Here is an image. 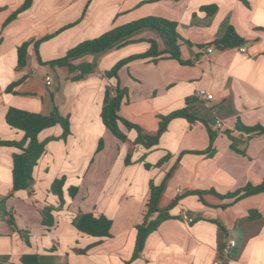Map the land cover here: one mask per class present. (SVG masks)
Returning <instances> with one entry per match:
<instances>
[{"label":"crops","instance_id":"1","mask_svg":"<svg viewBox=\"0 0 264 264\" xmlns=\"http://www.w3.org/2000/svg\"><path fill=\"white\" fill-rule=\"evenodd\" d=\"M24 1L0 0V139L23 136L5 122L9 107L41 114L57 108L69 117L70 133L62 138L58 124L39 133L44 151L31 184L18 190L11 182L16 149L0 146V264H23L28 254L37 264H264V191L224 196L264 178V133L238 128L264 127V0H32L5 23ZM211 4L216 9L206 14L201 7ZM148 15L177 22L189 42L180 44L184 63L137 58L118 69L117 79L103 75L118 61L145 52L149 39L167 48L152 28L74 58V64H90L81 78L46 63L82 40ZM228 25L245 40L246 51H206ZM24 41L26 64L18 69L17 47ZM107 87L123 92L119 115L149 134L157 132L160 116L184 107L192 119H169L148 148L134 144L135 130L120 123L126 134L121 140L101 120ZM200 88L212 99H199ZM60 177L63 204L50 189ZM151 184L162 187L160 210L173 205L170 218L132 258L135 226L143 220ZM72 186L78 189L73 197ZM183 212L193 221L182 219ZM81 213L107 216L109 236L80 232L73 221ZM228 238L235 245L226 252Z\"/></svg>","mask_w":264,"mask_h":264},{"label":"trees","instance_id":"2","mask_svg":"<svg viewBox=\"0 0 264 264\" xmlns=\"http://www.w3.org/2000/svg\"><path fill=\"white\" fill-rule=\"evenodd\" d=\"M31 2L32 0H25L22 5H20L12 12V14L6 19L5 23H8L19 13L28 8ZM201 8L205 11L206 14H211L216 9V5L211 4L202 6ZM144 28H152L160 32L165 38L167 48H165L164 50H160L157 46L156 41L153 39H149L148 41L150 43V46L145 52L131 55L118 61L109 70H105L103 72L104 76L117 79L118 69L127 62L137 58L148 59L153 62H156L157 60L163 58H172L184 63V61H182L180 58V44L182 42H186L187 44H189V42L179 35L177 30V22L154 15L144 16L136 20L112 27L111 29L94 38L82 40L71 48L67 49L64 55L51 59L46 63H48L52 67L56 66L60 68L66 75H70L76 72L72 76L73 79L81 78L90 72V64H74L72 62L74 58L86 54H95L102 52L109 46ZM127 42L128 40H125L121 44ZM28 44L29 41H24L17 47L18 69L24 67L26 64ZM243 44H245V40L236 32L235 28L232 25H228L223 35L220 38L210 42L207 46H215L218 49H223L226 47H238ZM35 46H37V42L35 43ZM122 98L123 92L118 87H115L114 89H111L109 87L106 88L100 113L101 120L106 128H108L114 136L121 140L126 139V134L120 129V123L123 124L127 129H134L136 132L134 144H139L146 148L151 147L152 145L157 143L158 138L160 134L165 130L166 124L169 119L173 117H186L188 119H192V115H190L188 107H184L180 110L170 113L169 115L160 116L157 132L155 134H149L138 124L132 123L119 115ZM5 122L11 128L23 132L22 138L18 141L0 139V146H9L16 149L12 153V188L14 190L27 188L33 180L32 169L42 155L45 148V141H40L38 138L39 133L46 128L58 124L62 128L61 137L66 138L70 133L69 117L66 115H62L57 108H53L52 111L48 114H41L30 112L20 108L9 107L5 114ZM238 128H243L242 130H247L249 132L253 131L264 133V127L262 126ZM210 137L212 140L213 135L211 134ZM128 160L129 159L126 158V162H128ZM64 182V177L56 178L52 181L50 187L51 192L58 196L60 204H63L64 202ZM77 190V187L72 186L68 188V193L71 197H73L76 194ZM161 190V186H155L153 184H151L150 186V195L145 204L143 220L141 223H138L135 226L136 239L132 258H135L142 250L146 237L152 231H154L163 220L170 218L168 210L173 205L164 210H160L157 207V202ZM263 191L264 178L258 184H247L237 192L224 196L239 199L244 196ZM196 193L199 194V196H201L202 194V192L199 191H197ZM43 213L44 216L49 215V212L47 210H44ZM154 214L156 215L154 216ZM73 222L75 227L82 233L99 238L109 236L111 220L103 214L94 215L93 213H81L80 215L75 217ZM21 261L23 264H37L35 255H23Z\"/></svg>","mask_w":264,"mask_h":264},{"label":"built area","instance_id":"3","mask_svg":"<svg viewBox=\"0 0 264 264\" xmlns=\"http://www.w3.org/2000/svg\"><path fill=\"white\" fill-rule=\"evenodd\" d=\"M214 47L213 46H207L206 47V51H210L212 50ZM238 50L241 51V52H245L246 51V46L245 45H240L238 46ZM46 83L47 84H50L51 83V78L50 77H47L46 78ZM196 96L199 98V99H202V100H210L212 99L213 97V94L209 91H207L206 89L204 88H200L197 90L196 92ZM214 124L219 127V128H222L223 127V122L220 120V119H216L214 121ZM140 149V147H138ZM178 191L180 189H177ZM181 218L184 219V220H187L188 222H191L193 221V217H190L186 212H183L181 214ZM235 245V241L234 239L232 238H228L225 246H224V251H228L231 247H233ZM214 264H219L217 261L214 263Z\"/></svg>","mask_w":264,"mask_h":264}]
</instances>
